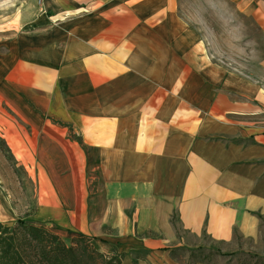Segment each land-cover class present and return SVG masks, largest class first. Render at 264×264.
<instances>
[{
    "label": "crops",
    "instance_id": "0c3cea01",
    "mask_svg": "<svg viewBox=\"0 0 264 264\" xmlns=\"http://www.w3.org/2000/svg\"><path fill=\"white\" fill-rule=\"evenodd\" d=\"M230 1L264 36V0ZM177 3L43 0L0 59V111L55 195L32 224L122 264L262 236L264 86L213 63Z\"/></svg>",
    "mask_w": 264,
    "mask_h": 264
},
{
    "label": "rangeland",
    "instance_id": "374dc122",
    "mask_svg": "<svg viewBox=\"0 0 264 264\" xmlns=\"http://www.w3.org/2000/svg\"><path fill=\"white\" fill-rule=\"evenodd\" d=\"M42 1L0 0V59L8 55L18 35L31 32L30 23L36 20ZM177 5L180 17L198 31L205 53L213 63L258 80L264 86V36L248 11L241 12L230 0H178ZM23 133L15 120L1 110L0 222L12 227L19 220L35 223L41 215L39 210L55 201V195L48 193L47 181L41 177L38 180L31 148ZM74 235L58 236L70 245ZM191 244L192 252L180 249L174 254L175 259L183 264L201 260L209 264H264V222L257 245L242 239L226 245L205 234Z\"/></svg>",
    "mask_w": 264,
    "mask_h": 264
},
{
    "label": "trees",
    "instance_id": "16d2710c",
    "mask_svg": "<svg viewBox=\"0 0 264 264\" xmlns=\"http://www.w3.org/2000/svg\"><path fill=\"white\" fill-rule=\"evenodd\" d=\"M122 260L121 255L99 252L82 235L68 245L57 234L24 220L14 227L0 222V264H122Z\"/></svg>",
    "mask_w": 264,
    "mask_h": 264
}]
</instances>
